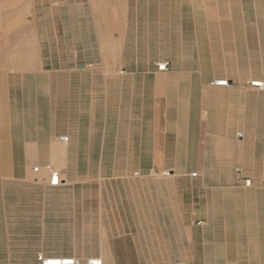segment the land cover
<instances>
[{"label":"rangeland","instance_id":"1","mask_svg":"<svg viewBox=\"0 0 264 264\" xmlns=\"http://www.w3.org/2000/svg\"><path fill=\"white\" fill-rule=\"evenodd\" d=\"M174 1V11L165 16L171 21L155 20V1L144 0V20L124 23L118 0H81L90 2L91 14L86 23L74 25L62 21L67 17L63 5L73 0H0V31L6 37L16 33L18 41L26 30L33 31L35 40L57 39L78 25L97 34L121 32L125 25V63L133 69L113 72L125 73V142L130 138L145 150L138 158L143 163L125 167V183L113 179L111 167H73L78 181L62 194L75 209L66 208L62 222H42L43 205L65 200L50 198L41 186L38 173L47 166H25L44 152L1 149L0 264H43L48 258L82 264L88 259L103 264H208L201 261L203 255L227 254L236 241L243 256L247 254L250 230L228 229L233 215L221 213L220 207L226 212L264 207V0ZM10 56L4 53L0 60ZM12 60L30 63L35 73H57L67 61L56 47L36 42L27 50L19 45ZM90 60L99 61V55L84 57ZM45 81L35 76L39 119L45 109ZM219 81L227 84L216 86ZM255 81L263 86H253ZM142 86L147 99L154 94L162 98V151L155 165V143L138 141L140 130L150 137L151 111H141L142 126L128 114L140 113ZM35 143L36 135L26 145ZM49 168L58 170L56 165ZM26 173L27 185L15 180ZM113 214L125 223L110 222ZM113 225L121 228H101Z\"/></svg>","mask_w":264,"mask_h":264},{"label":"crops","instance_id":"2","mask_svg":"<svg viewBox=\"0 0 264 264\" xmlns=\"http://www.w3.org/2000/svg\"><path fill=\"white\" fill-rule=\"evenodd\" d=\"M73 1L70 4L62 3L63 14L67 15L62 21L72 22L74 25L79 22L86 23L91 14L90 2L86 5L82 4L81 0ZM142 1L144 0H118L122 8V22L144 20L141 15L147 12L144 11L145 8L142 9L143 5L145 6ZM154 1L153 5L158 7L159 15L155 20L171 21V18L165 16L172 14L175 1ZM79 26L82 27L78 25L77 28L71 27L70 30L60 33L57 39L43 36L35 40L33 31L26 30L22 40L18 41L16 33L11 32L6 37L7 35H2L0 31V57L4 53L11 55L9 61L0 60V150L17 148L42 150L43 157L31 158L25 162V166H58V170H53L58 175L59 185L49 184V173L45 169L41 170L42 174L37 171L39 178L42 177L38 180H42L41 186L49 192L50 198L63 200L65 197L62 193L71 186H75L73 183L76 184L78 181L72 176L74 175L73 167L80 165L111 167L113 179H119L125 183L127 173L125 167L143 163L138 158L145 155V150L139 147L136 141L129 138V142H125V124H129L125 122V73L119 76L117 72H113L133 69L132 65L125 63V25L121 32L110 31L104 34H97L86 26L84 29ZM35 42L43 47H56L57 52L63 54V58L67 61L57 68V73L54 72L56 69L35 73L30 63L12 60L16 58L19 45L27 50L32 49ZM78 55L81 56L78 57ZM86 55L92 57L99 55V61H84ZM153 64L148 63L149 66ZM53 74H56V77H52ZM37 75H41L46 80L41 91L43 93L41 102L45 103V109H42L40 119L35 109L37 101L34 79ZM133 92L131 91L132 94ZM147 92V89L142 86V100L139 105L141 109H138L140 113L128 114H132L134 120L142 126L145 112L141 113V111H151L153 122L149 123L151 124V130L148 131L150 137L147 139L146 132L140 130L138 141L143 143L150 140L155 143L152 154L155 159L151 162L155 165L158 164L157 159L162 151L160 143L163 124L159 121L162 117L160 110L162 98L154 94L147 99ZM134 120L130 125L135 122ZM34 135L38 140V143H35L37 146L26 145L33 143ZM61 137L67 138V141L61 142ZM54 149L57 152L55 154L52 151ZM11 163L15 162L11 159ZM15 180L27 185L29 174L26 173ZM122 192L129 199V192L125 190ZM71 206L74 210L76 205L67 204L66 199L63 202L59 200L56 206L43 205L42 222L44 220L64 221L66 208L70 209ZM220 209L223 210L221 213L233 215L232 221L226 222L228 229L250 230L249 240H247L250 248L248 250L247 245V254L243 256L242 246L236 241L234 246H228L227 254L217 256L206 254L202 256L201 261L208 264L212 261L220 264L231 262L242 264L243 261L246 262L245 264H264V207L250 206L249 209H244V212L238 207H233L232 211L228 212L225 211L227 209L224 206ZM114 214L113 221L110 220V222L125 223V218L115 217ZM191 223L203 225L201 221ZM101 228L118 229L121 226ZM122 228L130 229V226Z\"/></svg>","mask_w":264,"mask_h":264},{"label":"built area","instance_id":"3","mask_svg":"<svg viewBox=\"0 0 264 264\" xmlns=\"http://www.w3.org/2000/svg\"><path fill=\"white\" fill-rule=\"evenodd\" d=\"M164 67L165 66L161 65L160 66L161 70H163ZM262 86L263 85H261V87ZM60 141L61 142H66L67 138L62 137V138H60ZM45 170L49 173V184L52 185V186H56L58 184V175H57V173L55 171L51 170L49 167H46ZM37 171H38V168H35L34 172L37 173ZM247 183H249V182L247 181ZM70 264H82V263L79 260H77V259H73ZM86 264H103V262L101 260L88 259L86 261Z\"/></svg>","mask_w":264,"mask_h":264},{"label":"bare ground","instance_id":"4","mask_svg":"<svg viewBox=\"0 0 264 264\" xmlns=\"http://www.w3.org/2000/svg\"><path fill=\"white\" fill-rule=\"evenodd\" d=\"M224 81H219L216 86H223L226 85ZM263 84H260L259 82H254L253 86H261ZM73 259L67 258V259H59V258H48L44 260V264H70Z\"/></svg>","mask_w":264,"mask_h":264}]
</instances>
